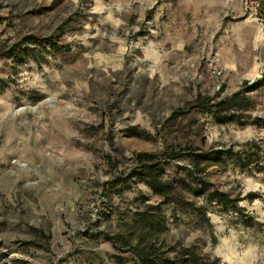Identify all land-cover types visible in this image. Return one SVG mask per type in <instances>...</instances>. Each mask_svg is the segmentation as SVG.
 I'll return each instance as SVG.
<instances>
[{
	"label": "rangeland",
	"instance_id": "374dc122",
	"mask_svg": "<svg viewBox=\"0 0 264 264\" xmlns=\"http://www.w3.org/2000/svg\"><path fill=\"white\" fill-rule=\"evenodd\" d=\"M0 20V264H264L248 2L0 0Z\"/></svg>",
	"mask_w": 264,
	"mask_h": 264
},
{
	"label": "trees",
	"instance_id": "16d2710c",
	"mask_svg": "<svg viewBox=\"0 0 264 264\" xmlns=\"http://www.w3.org/2000/svg\"><path fill=\"white\" fill-rule=\"evenodd\" d=\"M248 2V4L251 5V8L254 9L256 13V17L264 22V0H245ZM0 23L2 21L0 20ZM22 43H16L11 46L8 52V58L11 59L13 62L23 63V58L25 57V52L21 49ZM48 47H51L52 49H55L54 46L50 45ZM247 103L249 100L247 98H242ZM219 121H228L231 120V118H217ZM175 157V156H173ZM136 159L141 163L144 161H148L149 163H154V165L159 164V161L157 160V156L149 153H139L136 154ZM153 166V165H151ZM161 191L165 193L167 191V188H163ZM220 203L223 205L224 209H227V201L225 200V195L220 194ZM228 210V209H227ZM208 264V263H205Z\"/></svg>",
	"mask_w": 264,
	"mask_h": 264
}]
</instances>
